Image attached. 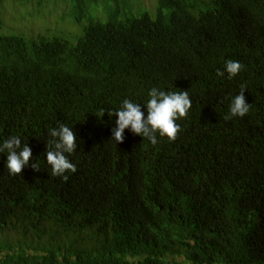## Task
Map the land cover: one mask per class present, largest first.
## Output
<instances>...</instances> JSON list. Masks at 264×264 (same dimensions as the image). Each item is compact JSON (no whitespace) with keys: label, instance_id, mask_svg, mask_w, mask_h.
I'll use <instances>...</instances> for the list:
<instances>
[{"label":"trees","instance_id":"obj_1","mask_svg":"<svg viewBox=\"0 0 264 264\" xmlns=\"http://www.w3.org/2000/svg\"><path fill=\"white\" fill-rule=\"evenodd\" d=\"M50 35L0 36V142L32 152L17 176L0 154V264H264V0H158L73 44ZM228 60L244 69L218 78ZM242 85L250 111L225 120ZM152 87L188 91L177 138L116 143L108 111L130 99L146 116ZM58 125L77 142L67 181L46 164Z\"/></svg>","mask_w":264,"mask_h":264},{"label":"clouds","instance_id":"obj_2","mask_svg":"<svg viewBox=\"0 0 264 264\" xmlns=\"http://www.w3.org/2000/svg\"><path fill=\"white\" fill-rule=\"evenodd\" d=\"M244 66L235 60L225 62L224 70H217L216 76L232 80L242 70ZM246 86L242 85L240 94L232 98L229 105L228 114L225 120L233 118H244L250 111L251 105L245 101L244 91ZM147 115L141 111V104L130 99H124L118 110L108 111L107 115L117 118L115 127L112 129V140L122 143L123 133L128 129L136 136L146 139L151 145L158 143V137L173 142L177 134L181 131L177 123L187 117L192 101L188 91H164L157 87H152L147 93V100L144 103ZM105 110L100 109L99 116L102 117ZM47 150L45 152L46 164L49 166L52 177H60L67 181L70 174L76 172V165L69 160L77 150L76 136L71 127L58 125L49 130ZM6 153V168L8 174L17 176L21 170L29 166L32 155L31 148L26 143L22 144L18 135H12L0 142V154ZM31 167L39 171L37 163H32Z\"/></svg>","mask_w":264,"mask_h":264},{"label":"rangeland","instance_id":"obj_3","mask_svg":"<svg viewBox=\"0 0 264 264\" xmlns=\"http://www.w3.org/2000/svg\"><path fill=\"white\" fill-rule=\"evenodd\" d=\"M157 6L158 0H0V36L17 35L29 40L48 32L73 44L90 22L122 21L145 13L153 17ZM81 235L84 240L76 238L75 246H94L93 240ZM74 237L67 236L61 243ZM23 238L17 232L8 237L11 243ZM46 240L47 236L38 241L26 237L27 243L31 241L33 246L44 244Z\"/></svg>","mask_w":264,"mask_h":264}]
</instances>
